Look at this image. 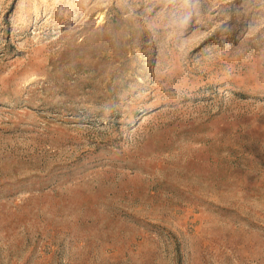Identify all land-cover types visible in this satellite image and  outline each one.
<instances>
[{
  "label": "rangeland",
  "instance_id": "rangeland-1",
  "mask_svg": "<svg viewBox=\"0 0 264 264\" xmlns=\"http://www.w3.org/2000/svg\"><path fill=\"white\" fill-rule=\"evenodd\" d=\"M0 264H264V0H0Z\"/></svg>",
  "mask_w": 264,
  "mask_h": 264
}]
</instances>
